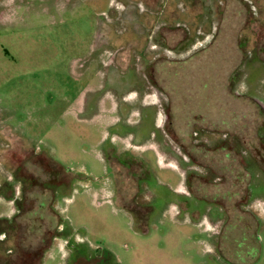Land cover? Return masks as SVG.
I'll list each match as a JSON object with an SVG mask.
<instances>
[{
  "label": "rangeland",
  "instance_id": "obj_1",
  "mask_svg": "<svg viewBox=\"0 0 264 264\" xmlns=\"http://www.w3.org/2000/svg\"><path fill=\"white\" fill-rule=\"evenodd\" d=\"M0 232V264H264V0H0Z\"/></svg>",
  "mask_w": 264,
  "mask_h": 264
},
{
  "label": "flooded vegetation",
  "instance_id": "obj_2",
  "mask_svg": "<svg viewBox=\"0 0 264 264\" xmlns=\"http://www.w3.org/2000/svg\"><path fill=\"white\" fill-rule=\"evenodd\" d=\"M261 57V56H260ZM167 116V115H166ZM169 116V115H168ZM167 116V117H168ZM128 160H126L127 162V165H128V169H133L135 166H136V160L135 159H131V158H127ZM188 160V159H187ZM204 176V175H203ZM202 175H200L198 172L197 173H195L194 171H192V172H190V173H187L186 175H185V181H186V187H187V190H188V192H189V194L191 195V192L192 193H194L193 192V189H192V183H190V180H192V179H197L198 181L200 180V178L201 177H203ZM18 181V180H17ZM135 181V180H134ZM138 181H135V183H137ZM135 192H136V190H135ZM136 195H138V194H136L135 193V195L132 197V198H130L129 199V204H123V205H121V207H123L124 209H126L128 212H130L131 214H132V217H133V219H134V223H135V227L136 228H144L145 226H146V222H147V216H148V214L147 213H149L150 211H151V208H150V206H148V205H140V204H138L137 202H136V198H137V196ZM196 196H197V199L199 198L200 199V197L197 195V194H195ZM192 196V195H191ZM128 208V209H127ZM139 213H146V218H144V219H142V217H141V215H139ZM136 214V215H135ZM4 233L5 232H3L1 235H3L4 236ZM0 235V236H1ZM56 235H57V232H56ZM56 235H54V237L56 236ZM52 238V237H51ZM50 238V239H51ZM1 239V238H0ZM49 239V244L47 245V247L45 248H43L42 249V257L39 259V263L38 264H43V260H44V254H45V252H46V249L49 247V245L51 244V240ZM7 240H9V239H7ZM6 241V240H5ZM0 252H3V251H0ZM4 253V252H3ZM6 254V256H10L11 255V249L9 250V251H7V252H5ZM7 262H9V260H5L4 261V263L3 264H8ZM35 264H36V262H35Z\"/></svg>",
  "mask_w": 264,
  "mask_h": 264
},
{
  "label": "trees",
  "instance_id": "obj_3",
  "mask_svg": "<svg viewBox=\"0 0 264 264\" xmlns=\"http://www.w3.org/2000/svg\"><path fill=\"white\" fill-rule=\"evenodd\" d=\"M137 229H141V228H137ZM2 233H3V232H0V235H1ZM6 245H8V244L5 243V240H0V251H3V252H4V248H5ZM7 247H8V250H6V252L9 251V250L11 249L10 246H7Z\"/></svg>",
  "mask_w": 264,
  "mask_h": 264
}]
</instances>
